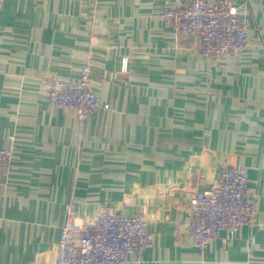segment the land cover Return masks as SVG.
<instances>
[{
    "label": "crops",
    "instance_id": "crops-1",
    "mask_svg": "<svg viewBox=\"0 0 264 264\" xmlns=\"http://www.w3.org/2000/svg\"><path fill=\"white\" fill-rule=\"evenodd\" d=\"M187 1L0 0V148L13 150L0 174V264H53L70 201L79 219L106 204L145 212L152 245L135 264H264V0H224L251 44L214 58L162 17ZM84 65L111 107L80 120L48 103L41 78ZM238 166L255 223L201 256L191 198Z\"/></svg>",
    "mask_w": 264,
    "mask_h": 264
},
{
    "label": "built area",
    "instance_id": "built-area-1",
    "mask_svg": "<svg viewBox=\"0 0 264 264\" xmlns=\"http://www.w3.org/2000/svg\"><path fill=\"white\" fill-rule=\"evenodd\" d=\"M162 17L176 37L197 34L199 52L206 57L235 55L251 44L248 21L230 1L188 0L166 6ZM123 62L125 70L128 58ZM41 82L47 89L50 105L72 108L80 120L100 108L111 107L109 102L102 103L94 92L88 65L74 78L47 76ZM12 156V148H0V174L9 171ZM248 180L245 166L226 167L214 183L192 196L189 236L201 256L210 242L218 238L228 241L243 226L255 223L257 206L248 199ZM124 206L125 203L106 204L98 214L79 219L75 202H68L53 264L138 262L142 252L152 245L149 218L145 212L127 216Z\"/></svg>",
    "mask_w": 264,
    "mask_h": 264
}]
</instances>
